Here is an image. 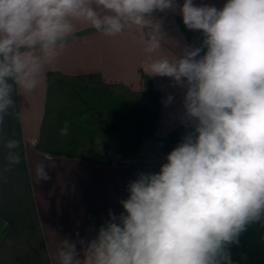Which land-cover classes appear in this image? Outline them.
<instances>
[{"label": "clouds", "instance_id": "9594fccd", "mask_svg": "<svg viewBox=\"0 0 264 264\" xmlns=\"http://www.w3.org/2000/svg\"><path fill=\"white\" fill-rule=\"evenodd\" d=\"M176 7L188 29L203 33V56L197 47L153 58L162 46L151 14ZM77 23L107 37L139 30L143 72L186 87L192 131L158 173L129 182L124 211H109L93 239L60 240L57 264H234L231 245L264 220V0H226L220 9L193 0H0V125L16 108L14 93L43 83ZM68 134L65 123L60 135ZM19 146L4 142L5 171L20 163ZM36 176L50 179L44 165Z\"/></svg>", "mask_w": 264, "mask_h": 264}, {"label": "crops", "instance_id": "0c3cea01", "mask_svg": "<svg viewBox=\"0 0 264 264\" xmlns=\"http://www.w3.org/2000/svg\"><path fill=\"white\" fill-rule=\"evenodd\" d=\"M183 2L175 0L179 6ZM193 3L220 9L226 0ZM151 18L159 25L162 46L152 54L153 58L181 57L188 42L177 24V18L183 21L180 8L156 10ZM140 35L132 27L107 37L86 23H77L75 38H69L66 51L48 71L68 75L98 73L106 82H122L137 89L141 65L146 60ZM203 40L199 44L202 56L207 51ZM150 77L161 94L157 135L166 141L187 127L183 106L187 89L170 77ZM13 99L16 108L9 110L0 125V218L8 221L0 240V264H57L60 240L93 239L98 230L91 217L104 223L109 211L118 216L124 211L119 201L127 199L129 182L150 170L145 165L95 166L66 157L47 159L34 147L46 100V78L33 94L14 93ZM10 139L20 142L16 151L21 159L5 171L4 142ZM37 165L45 166L50 179L38 180ZM77 250L80 251L79 244ZM230 252L234 264H264V220L250 225L239 244L231 245Z\"/></svg>", "mask_w": 264, "mask_h": 264}, {"label": "trees", "instance_id": "16d2710c", "mask_svg": "<svg viewBox=\"0 0 264 264\" xmlns=\"http://www.w3.org/2000/svg\"><path fill=\"white\" fill-rule=\"evenodd\" d=\"M177 24L188 49L199 47L203 33L192 32L180 18ZM160 98V90L142 70L137 89L122 82H106L98 73L48 71L44 111L34 147L46 156L78 159L95 166L144 165L133 160L148 146L150 138L169 148L157 135ZM65 123L69 134L61 136ZM91 220L97 230L103 225ZM6 230L0 228V240Z\"/></svg>", "mask_w": 264, "mask_h": 264}, {"label": "rangeland", "instance_id": "374dc122", "mask_svg": "<svg viewBox=\"0 0 264 264\" xmlns=\"http://www.w3.org/2000/svg\"><path fill=\"white\" fill-rule=\"evenodd\" d=\"M189 131H192V129L187 126L166 140L165 142L169 146L167 149L161 147L156 139L150 138L148 146L133 160L134 163H142L150 170V173H158L161 166L167 162V155L182 141V138Z\"/></svg>", "mask_w": 264, "mask_h": 264}]
</instances>
